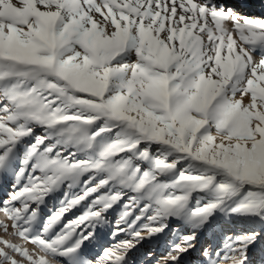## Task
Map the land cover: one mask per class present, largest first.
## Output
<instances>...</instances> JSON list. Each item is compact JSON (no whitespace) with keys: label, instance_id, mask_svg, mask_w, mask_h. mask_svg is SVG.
<instances>
[{"label":"snow or ice","instance_id":"6c2138e0","mask_svg":"<svg viewBox=\"0 0 264 264\" xmlns=\"http://www.w3.org/2000/svg\"><path fill=\"white\" fill-rule=\"evenodd\" d=\"M26 137L0 200L13 231L0 229L35 250L0 237V264H89L82 245L125 190L112 237L130 238L94 264H130L173 220L188 231L155 264H184L217 209L264 222V18L216 0H0V171ZM62 187L61 207L35 226ZM193 193L203 196L188 209ZM258 235H225L201 253L249 264Z\"/></svg>","mask_w":264,"mask_h":264},{"label":"rangeland","instance_id":"374dc122","mask_svg":"<svg viewBox=\"0 0 264 264\" xmlns=\"http://www.w3.org/2000/svg\"><path fill=\"white\" fill-rule=\"evenodd\" d=\"M240 2H245L248 6H253V8H262V12L260 15L255 16L246 10L236 11L253 18H264V0H216L218 5L231 8H235ZM255 55L256 59L260 58L259 52ZM246 102L247 98H245V103ZM41 134H43V130L36 128L35 135ZM32 139L33 137H26L24 143L22 145H18V158L12 163L11 170L0 171V200H6L8 198V194L13 190L12 185L16 182L15 171L20 167L19 157L24 155V148L27 144L32 142ZM68 151H73V149H69ZM80 158L83 159V156ZM141 167L142 169H147L148 165L143 163L141 164ZM179 167L181 166L178 165V168ZM37 175L40 174L37 173ZM83 179H86V177H82V180ZM161 179H163V177ZM80 190V188H76L73 191L79 192ZM125 193L124 199L118 204L113 205V207L108 209L107 213H105L107 223L103 228H97V238L91 242L85 241L82 245L80 250L81 255L89 262V264H92V262L94 264L96 257L100 254L103 247H107L120 240L130 238L124 233H121L115 239L112 237V230L116 221L119 219L121 211L123 210V205L127 202L128 197L133 195V193L128 192L127 190H125ZM63 194L64 188L62 187L58 192L45 197L44 202L39 205L37 216L33 222L35 226H42L43 222L61 207L60 201L63 198ZM198 196L202 197L203 193H193L191 195L190 201L187 205L188 209L196 207V200ZM230 207L231 204L223 209H217L210 217L208 223L199 230L196 250L191 251L185 256L184 264H206V260L201 253V249L209 247L210 245L221 247L223 245V238L225 235L235 237L252 231L257 232L259 235L251 244L248 245V262L249 264H264V222L256 217L232 213L229 211ZM83 211V207H77L72 209L71 212L65 214L62 218L63 222L56 227V231L59 232L64 223L80 216ZM0 222L8 225L9 233L13 231L11 227L12 222L8 220L2 212H0ZM144 222L146 223L147 221ZM217 224L220 225L217 226ZM81 227L83 228V225ZM77 231H80V229H77ZM187 231L188 230L182 226L180 221H170V229L167 230L166 234L160 236L158 239L154 238L151 241L144 242L142 245H138L137 250L132 254L130 264H155V261L161 258L168 251L171 244L180 243L181 237L186 234ZM0 237L12 239L13 242L23 245L30 251L35 250V245L31 242L25 241L19 237L10 236L9 234H6L3 229H0ZM149 251L152 252L151 257L146 255ZM257 256L259 258H257ZM62 264H64L63 261Z\"/></svg>","mask_w":264,"mask_h":264},{"label":"bare ground","instance_id":"6f19581e","mask_svg":"<svg viewBox=\"0 0 264 264\" xmlns=\"http://www.w3.org/2000/svg\"><path fill=\"white\" fill-rule=\"evenodd\" d=\"M243 1V0H242ZM234 9H236V10H246L247 12H249V13H252V14H254L255 16L256 15H260L261 14V12H262V8H253V6H251V5H249L248 6V4L247 3H245V2H240L239 3V5L238 6H236ZM257 218V217H256ZM220 224H217V226H219ZM256 245V244H255ZM257 258H259L258 256H257Z\"/></svg>","mask_w":264,"mask_h":264}]
</instances>
